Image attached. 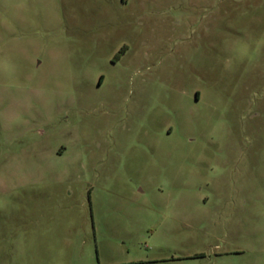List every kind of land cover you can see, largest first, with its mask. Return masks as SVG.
I'll return each instance as SVG.
<instances>
[{
    "label": "rangeland",
    "instance_id": "374dc122",
    "mask_svg": "<svg viewBox=\"0 0 264 264\" xmlns=\"http://www.w3.org/2000/svg\"><path fill=\"white\" fill-rule=\"evenodd\" d=\"M0 264H264V0H0Z\"/></svg>",
    "mask_w": 264,
    "mask_h": 264
}]
</instances>
